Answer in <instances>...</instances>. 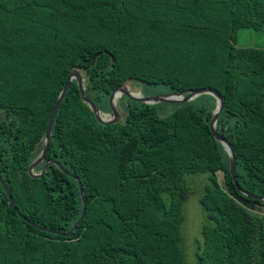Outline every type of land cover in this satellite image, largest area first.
Segmentation results:
<instances>
[{
	"label": "trees",
	"instance_id": "16d2710c",
	"mask_svg": "<svg viewBox=\"0 0 264 264\" xmlns=\"http://www.w3.org/2000/svg\"><path fill=\"white\" fill-rule=\"evenodd\" d=\"M264 0H0V264H185L186 176L207 175L197 264H264V203L241 194L212 134L216 99L162 116L138 104L100 124L73 80L56 116L42 178L28 169L73 69L104 109L129 79L172 94L217 91V131L233 145L239 186L264 197V49L238 48L262 30ZM44 163L35 173H40ZM244 170V172L242 171Z\"/></svg>",
	"mask_w": 264,
	"mask_h": 264
},
{
	"label": "water",
	"instance_id": "95a60500",
	"mask_svg": "<svg viewBox=\"0 0 264 264\" xmlns=\"http://www.w3.org/2000/svg\"><path fill=\"white\" fill-rule=\"evenodd\" d=\"M81 71L82 70H80V69H73L71 71L70 76L67 80V83L65 84L64 88L62 89V91H61V93L57 99V102H56V104L52 110V113H51V116H50V119L48 122L47 130H46V134H45L43 148H42L40 154L38 155V157L29 166L28 172H29L30 176L33 178H42L45 175V173L47 172V170L49 169V167L51 165H55L63 173L74 178L78 182L79 190H80V194H81V198H82V204H83L82 214H81L80 218L78 219V221L75 223V225L72 227V229L69 232H59V231H56V230H53L50 228H45V227L39 226V225L31 222L28 218L23 217L26 222L30 223L32 226H34L35 228H37L40 231L69 238L77 230L79 224L81 223V221L83 220V218L86 214L88 202H87V197L85 195L84 186H83L81 179L79 177H77L76 175L68 172L62 166V164L60 162H58L54 159H47L46 160V155L49 151L51 140H52V130H53V126H54L56 116H57L58 111L60 109L61 103H62V101H63V99H64V97H65V95H66V93H67V91H68L73 80H76L78 83V86L80 89V94H81L83 102L85 104H87L89 106V108L92 110L97 121L100 124L105 125V126H109V125H113V124H117V123L121 122L120 121V114H119V111H118L117 106H116V100L120 95H125L128 99H130L134 102L145 103V104H150V105L157 103V102L183 105V104L189 103V102L197 99L198 97H200L202 95H206V94L212 95L216 99V108H215L213 117H212L211 122H210V128H211L212 134L214 135V138L223 145L225 151L227 152V154L230 158V172H231V176L233 178L234 184H235L237 190L241 194H243L249 198L259 200V201L264 203V197H261V196H258L256 194L247 192L239 186L238 179H237V160H236L234 147L231 144V142L225 136H223L222 134H220L217 131V128H216L217 122H218L220 115H221V113L225 107L224 99L222 98V96L217 91H215L213 89H200V90L190 92L187 95H185V94H169V95H162V96L140 97V96H136V95L131 94L128 91V88L126 87V83H124L122 86L115 89L109 97V107H110V110L112 113V115H111L112 117L111 118H104L102 116L101 109L91 100V98L86 93L85 81H84L83 74ZM131 81H137V80L136 79H129L127 82H131ZM43 163H44V166H43L41 172L35 173L36 168ZM0 181H1V184L4 187V189L8 195V198H9L11 204L18 211V209L14 203L12 194H11L6 182L3 180L1 174H0ZM18 214L20 216H22V214L19 211H18Z\"/></svg>",
	"mask_w": 264,
	"mask_h": 264
},
{
	"label": "rangeland",
	"instance_id": "374dc122",
	"mask_svg": "<svg viewBox=\"0 0 264 264\" xmlns=\"http://www.w3.org/2000/svg\"><path fill=\"white\" fill-rule=\"evenodd\" d=\"M236 46L238 48H257L264 49V27L262 30L254 29H242L238 32V37L236 41ZM86 84L87 77L84 71H81ZM127 86V85H126ZM133 92L139 91L143 96H162L172 94L170 90L163 86H148L144 83L132 81L128 83V87ZM197 104L206 102L205 98L196 99ZM109 103V102H108ZM137 105L135 102L132 105ZM153 106L157 107L159 113L162 116L171 114L176 110V104L168 103H154ZM117 106V105H116ZM104 109L101 110L102 116L104 118H109L112 113L110 107L103 106ZM119 109V106H118ZM120 115H125V110L119 109ZM122 122L124 118L122 117ZM244 172V170L242 169ZM187 180L191 184L193 194L191 197L185 201L182 205V210L184 213V222L181 225V235H182V250L184 253L185 264H197L196 252L198 251L199 243H203V224L205 222V215L200 204V198L204 193L205 186L208 184L207 175H191L186 176Z\"/></svg>",
	"mask_w": 264,
	"mask_h": 264
},
{
	"label": "flooded vegetation",
	"instance_id": "af4514ba",
	"mask_svg": "<svg viewBox=\"0 0 264 264\" xmlns=\"http://www.w3.org/2000/svg\"><path fill=\"white\" fill-rule=\"evenodd\" d=\"M132 82V81H131ZM138 83H139V81H137ZM126 83V87H128V83L129 82H125ZM86 85V84H85ZM128 91L131 93V94H133V95H136V96H140V97H149V96H147V95H142L139 91H137V92H133L132 90H130L129 88H128ZM134 101H132V100H130V99H128L125 95H120L118 98H117V100H116V105H117V109H118V106H119V109H123V110H125V115L123 116H121L120 115V121L122 120V117L124 118V121L122 122H120V123H124L127 119H128V112H129V110L133 107H135V104L134 105H132V103H133ZM135 103H138V104H145V103H139V102H135ZM145 105H150V104H145ZM99 107V106H98ZM100 108V107H99ZM101 109V108H100ZM119 109H118V111H119ZM102 110V109H101ZM111 111V110H110ZM120 114V113H119ZM112 116H110L109 118H111Z\"/></svg>",
	"mask_w": 264,
	"mask_h": 264
},
{
	"label": "bare ground",
	"instance_id": "6f19581e",
	"mask_svg": "<svg viewBox=\"0 0 264 264\" xmlns=\"http://www.w3.org/2000/svg\"><path fill=\"white\" fill-rule=\"evenodd\" d=\"M119 96V95H118Z\"/></svg>",
	"mask_w": 264,
	"mask_h": 264
}]
</instances>
